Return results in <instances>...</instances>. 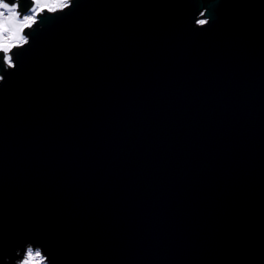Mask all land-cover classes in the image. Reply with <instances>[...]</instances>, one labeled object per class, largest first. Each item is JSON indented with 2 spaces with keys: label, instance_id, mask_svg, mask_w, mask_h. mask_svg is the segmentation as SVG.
I'll list each match as a JSON object with an SVG mask.
<instances>
[{
  "label": "water",
  "instance_id": "water-1",
  "mask_svg": "<svg viewBox=\"0 0 264 264\" xmlns=\"http://www.w3.org/2000/svg\"><path fill=\"white\" fill-rule=\"evenodd\" d=\"M24 35L0 264H264V0H72Z\"/></svg>",
  "mask_w": 264,
  "mask_h": 264
},
{
  "label": "snow or ice",
  "instance_id": "snow-or-ice-1",
  "mask_svg": "<svg viewBox=\"0 0 264 264\" xmlns=\"http://www.w3.org/2000/svg\"><path fill=\"white\" fill-rule=\"evenodd\" d=\"M33 2L36 5L35 9L21 12L18 0H11L13 6L5 0H0V9H3L0 11V55L3 56L6 65L15 66L13 50L17 45L29 43L24 32L36 23L37 16L41 13H56L58 10L68 9L72 0H33ZM200 15L204 16L205 13L201 12ZM196 22L203 25L207 20L200 19ZM24 256L20 264H42V261L46 260L40 248L33 249L31 246L26 249Z\"/></svg>",
  "mask_w": 264,
  "mask_h": 264
},
{
  "label": "rangeland",
  "instance_id": "rangeland-1",
  "mask_svg": "<svg viewBox=\"0 0 264 264\" xmlns=\"http://www.w3.org/2000/svg\"><path fill=\"white\" fill-rule=\"evenodd\" d=\"M5 2H7V1H5ZM9 3V2H8ZM10 6H13L11 3H10ZM35 7H36V5H35V3L33 2V6L30 8V9H35ZM0 11H3V9H0ZM28 14H31V12H28ZM25 38H26V36H25ZM27 39V38H26ZM0 77H1V75H0ZM25 258V257H24ZM39 259V258H38ZM21 262V261H20ZM20 264V263H19ZM42 264H47L46 263V261L44 260V261H42Z\"/></svg>",
  "mask_w": 264,
  "mask_h": 264
},
{
  "label": "trees",
  "instance_id": "trees-1",
  "mask_svg": "<svg viewBox=\"0 0 264 264\" xmlns=\"http://www.w3.org/2000/svg\"><path fill=\"white\" fill-rule=\"evenodd\" d=\"M2 60H0V62H1Z\"/></svg>",
  "mask_w": 264,
  "mask_h": 264
}]
</instances>
